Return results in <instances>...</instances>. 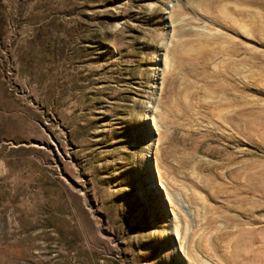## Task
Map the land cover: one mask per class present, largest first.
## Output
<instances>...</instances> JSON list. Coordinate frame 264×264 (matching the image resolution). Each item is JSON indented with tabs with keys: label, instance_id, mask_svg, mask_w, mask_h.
I'll use <instances>...</instances> for the list:
<instances>
[{
	"label": "rangeland",
	"instance_id": "rangeland-1",
	"mask_svg": "<svg viewBox=\"0 0 264 264\" xmlns=\"http://www.w3.org/2000/svg\"><path fill=\"white\" fill-rule=\"evenodd\" d=\"M208 1L0 0V264H264V0Z\"/></svg>",
	"mask_w": 264,
	"mask_h": 264
},
{
	"label": "bare ground",
	"instance_id": "bare-ground-1",
	"mask_svg": "<svg viewBox=\"0 0 264 264\" xmlns=\"http://www.w3.org/2000/svg\"><path fill=\"white\" fill-rule=\"evenodd\" d=\"M209 1H210V0H209ZM209 1H208V2H209ZM205 3H206V2H205Z\"/></svg>",
	"mask_w": 264,
	"mask_h": 264
}]
</instances>
